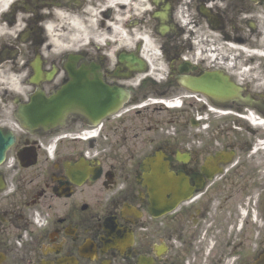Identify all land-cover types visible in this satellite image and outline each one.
I'll return each instance as SVG.
<instances>
[{"label": "flooded vegetation", "instance_id": "flooded-vegetation-1", "mask_svg": "<svg viewBox=\"0 0 264 264\" xmlns=\"http://www.w3.org/2000/svg\"><path fill=\"white\" fill-rule=\"evenodd\" d=\"M1 11L0 264H264V0ZM90 73L127 94L97 131L88 111L38 117ZM213 74L242 102L185 87Z\"/></svg>", "mask_w": 264, "mask_h": 264}, {"label": "water", "instance_id": "water-1", "mask_svg": "<svg viewBox=\"0 0 264 264\" xmlns=\"http://www.w3.org/2000/svg\"><path fill=\"white\" fill-rule=\"evenodd\" d=\"M79 80L82 81L83 79L79 78ZM92 80V78H89V81H87L88 86L82 82L74 84L72 102L74 104L72 105V107L80 111L82 109L81 101H79L76 96L83 95L86 98L88 97V106H84L85 112L88 111L89 114H92V116H94L97 121H100L106 116L115 112L122 105L126 97V93L118 88L105 85L104 83H102L101 79H98V84L95 83V85ZM203 86L205 88H203L202 91L216 100L224 99L235 101L241 96L240 88L233 82H231L228 78H223L220 75H212L208 81H203ZM95 88H97L99 92V106L93 103L97 100L96 98H93L97 95L94 90ZM65 110L66 109H57L53 111L42 110L39 113L38 117L46 120H56L64 114ZM25 116V118H35L34 116H28L26 113ZM13 143V136L11 134L3 132L0 129V163H2L5 159L6 154Z\"/></svg>", "mask_w": 264, "mask_h": 264}, {"label": "bare ground", "instance_id": "bare-ground-1", "mask_svg": "<svg viewBox=\"0 0 264 264\" xmlns=\"http://www.w3.org/2000/svg\"><path fill=\"white\" fill-rule=\"evenodd\" d=\"M16 0H0V14H2L1 10H7L8 7L11 6Z\"/></svg>", "mask_w": 264, "mask_h": 264}]
</instances>
